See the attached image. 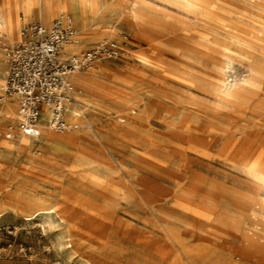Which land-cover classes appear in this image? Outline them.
Returning a JSON list of instances; mask_svg holds the SVG:
<instances>
[{"label":"rangeland","instance_id":"1","mask_svg":"<svg viewBox=\"0 0 264 264\" xmlns=\"http://www.w3.org/2000/svg\"><path fill=\"white\" fill-rule=\"evenodd\" d=\"M85 2L47 24L74 18L78 46L64 49L72 57L109 41L124 48L72 80L66 121L76 109L77 134L99 139L80 141L81 162L79 147L62 139L74 129L22 145L18 119L2 125L0 114V264L94 262L86 249L69 251L56 205L109 218L112 255L100 264H264V0ZM9 3L19 33L42 22ZM17 41L0 38V80L5 45ZM31 172L48 201L37 219V209L5 207L31 190Z\"/></svg>","mask_w":264,"mask_h":264},{"label":"built area","instance_id":"2","mask_svg":"<svg viewBox=\"0 0 264 264\" xmlns=\"http://www.w3.org/2000/svg\"><path fill=\"white\" fill-rule=\"evenodd\" d=\"M77 34L71 15L60 16L50 26L30 23L20 39L5 45L7 67L0 103L9 97L18 102V128L31 139H40L45 130L64 133L68 107L73 103L72 76L87 72L98 61L118 60L124 48L114 41L101 43L80 57L64 51Z\"/></svg>","mask_w":264,"mask_h":264},{"label":"bare ground","instance_id":"3","mask_svg":"<svg viewBox=\"0 0 264 264\" xmlns=\"http://www.w3.org/2000/svg\"><path fill=\"white\" fill-rule=\"evenodd\" d=\"M10 1L11 0H4L3 8L0 11V38H7L8 40L15 41V40L20 39L19 30L21 27V20L18 16V9L14 8V6H11V4L9 3ZM18 1L22 3V11L25 12L27 7L31 9V14H32L31 16H29L27 13L25 14V17L27 18L26 21H29L31 18L43 17L44 25H49L47 24L48 19L51 17H55L58 11L60 10L64 11L65 7L68 6L71 2L76 6H80L81 9L84 8V5L86 3L85 2L86 0H66L65 6L63 7L60 5V2H63V1L45 0L44 9H43L44 11L41 13L39 6H38V0H18ZM79 18L82 21V26L86 25L87 18L85 17V15L81 14ZM103 36L109 37L110 35L108 32H103ZM78 41H79V32L77 31V34L75 38L73 39V42L70 47L71 48L77 47ZM0 83H4L5 85V81H3L2 79L0 80ZM17 110H18L17 100L14 97L7 98L0 109V112L4 114V117H3L4 122L2 123L1 121V124L5 125L7 122H13L17 120L18 119ZM0 120H2V118H0ZM67 120L70 125L69 128L74 129L75 132L66 133L62 137V139L66 142L75 143L77 147H79V151L81 152V155L79 157H73V159L82 162V159H84L86 155H85V150L80 146L81 145L80 141L86 138H89V140H91L92 142H95L96 139L97 140L99 139V133L94 132V131H89L83 135L77 134L78 132L76 131H78L80 127L82 128L84 122L79 118V112L76 109L68 112ZM30 140L32 139L27 138L21 134L22 145H27ZM47 143L52 144L53 142L52 140L49 139L47 140ZM96 146L99 148H102L99 145H96ZM90 156L93 157L92 154H90ZM89 160L92 161L91 159ZM28 180H29L28 181L29 187L31 188V190L23 192V195L16 201H9V202L6 201L5 207L8 209H12L14 211L16 210L20 214H24L33 209H37V212L39 213L36 217L37 219L41 215L46 214L43 209H40L37 207L47 204L48 201L44 200L43 198H40L37 195L36 193L37 188L35 186V182L37 181V179L34 177L33 173L32 175H29ZM50 204H53V203L51 202ZM71 211H69L67 209V206H64V205L55 206V213L57 214L59 219L63 223H65L67 226V229L65 231V237L69 241L68 242V245H69L68 248L70 249L69 251L79 252L81 250L84 251L86 249L84 251L85 252L84 254L91 257L94 260V262H90V264L108 263L109 258L112 255V251L109 249V247H107V244H108L107 228L109 224V218L102 214L97 215L95 212L89 211L88 209L84 208V211L87 216L82 219L74 215V212L75 213L77 212L76 207H73ZM96 219H99V221L96 222ZM201 224L203 223L201 222ZM50 236L52 235L48 234L47 238H49ZM97 237L98 238L101 237V238L99 240H96ZM51 253L53 254L56 252H51Z\"/></svg>","mask_w":264,"mask_h":264},{"label":"crops","instance_id":"4","mask_svg":"<svg viewBox=\"0 0 264 264\" xmlns=\"http://www.w3.org/2000/svg\"><path fill=\"white\" fill-rule=\"evenodd\" d=\"M43 22H44V19H43V17H42V22H40V23L43 24ZM50 25H51V24L46 25V26H50ZM1 39H4V38H1ZM6 39H7V38H6ZM67 54L71 56V54H69V53H67ZM73 77H74V76H72L71 80H73ZM17 112H18V110H17ZM0 114L3 115V117H4V114H2L1 112H0ZM47 132H49V133H54V132H51V131H49V130L46 129L44 133H47ZM27 138H28V137H27Z\"/></svg>","mask_w":264,"mask_h":264}]
</instances>
